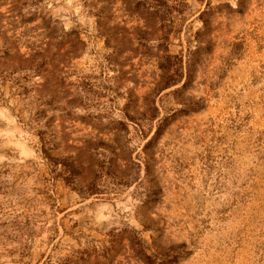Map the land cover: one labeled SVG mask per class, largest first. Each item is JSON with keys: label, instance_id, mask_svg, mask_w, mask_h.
<instances>
[{"label": "rangeland", "instance_id": "rangeland-1", "mask_svg": "<svg viewBox=\"0 0 264 264\" xmlns=\"http://www.w3.org/2000/svg\"><path fill=\"white\" fill-rule=\"evenodd\" d=\"M0 264H264V0H0Z\"/></svg>", "mask_w": 264, "mask_h": 264}, {"label": "trees", "instance_id": "trees-1", "mask_svg": "<svg viewBox=\"0 0 264 264\" xmlns=\"http://www.w3.org/2000/svg\"><path fill=\"white\" fill-rule=\"evenodd\" d=\"M193 71H194L193 70V63H192V61L189 58V60H188V62L186 64V67H185V72L182 73V71H179V68L175 69V73L174 74L176 76H171L169 82L173 83L175 81H179L180 78L184 77L185 79H184V81H183V83L181 85V88H186L190 84V82H191V80L193 78ZM177 76H178V78H176ZM183 110L185 111V109H181L180 111H183ZM156 114H157V111H156V113L152 114V118H155L157 116ZM173 115H171L170 117L172 118ZM168 118H169L168 116H165L163 119L160 120V122L158 123V125L156 127V130H155L153 136L146 141V143L144 145V148H146L158 135L161 134L162 129L165 128L169 124L167 122ZM148 259H150V258L148 257Z\"/></svg>", "mask_w": 264, "mask_h": 264}]
</instances>
